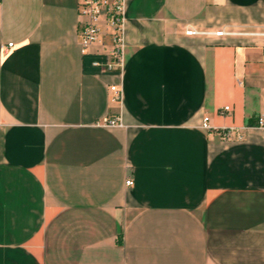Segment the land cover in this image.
Returning <instances> with one entry per match:
<instances>
[{
  "label": "crops",
  "instance_id": "1",
  "mask_svg": "<svg viewBox=\"0 0 264 264\" xmlns=\"http://www.w3.org/2000/svg\"><path fill=\"white\" fill-rule=\"evenodd\" d=\"M77 12L0 0V264H264V0H125L110 70Z\"/></svg>",
  "mask_w": 264,
  "mask_h": 264
},
{
  "label": "built area",
  "instance_id": "2",
  "mask_svg": "<svg viewBox=\"0 0 264 264\" xmlns=\"http://www.w3.org/2000/svg\"><path fill=\"white\" fill-rule=\"evenodd\" d=\"M78 14V33L80 36V48L83 54L88 53L92 46H103L104 54L109 58L105 62L98 60L93 61L95 66H101L103 69L110 70L114 66L123 67L124 64V21H125V0H77ZM104 19V33L101 27V20ZM187 34L198 33L195 29L187 27ZM108 37L109 49L106 50L102 36ZM7 46H12L8 43ZM113 92L112 100H120V88L112 85L110 87ZM229 106H224L221 113L229 111ZM104 123L114 124L115 120L104 119ZM200 127L210 130L215 127L211 126L208 117H203ZM253 127L262 130L264 134V117H258ZM239 128L223 127L220 130L224 138H230L232 133H237ZM240 130V129H239ZM237 139H243L241 133L236 134ZM127 186L133 184L131 178L125 180Z\"/></svg>",
  "mask_w": 264,
  "mask_h": 264
}]
</instances>
